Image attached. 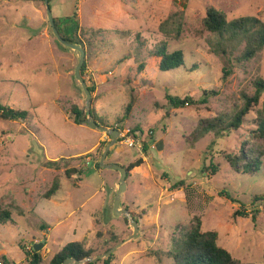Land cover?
<instances>
[{
	"label": "rangeland",
	"instance_id": "rangeland-1",
	"mask_svg": "<svg viewBox=\"0 0 264 264\" xmlns=\"http://www.w3.org/2000/svg\"><path fill=\"white\" fill-rule=\"evenodd\" d=\"M46 1L0 0V104L29 113L25 122L0 118V214H12V221L0 223L1 264H27L35 240L45 244L43 264H49L68 243L83 242L95 257L134 232L129 219L113 213L120 173L98 165L111 136L92 130L87 120L77 123L71 113L75 106L86 111L75 75L80 53L59 43ZM49 7L59 28L64 19L73 29L60 28L61 35L88 48L83 77L95 87L101 121L110 129L144 130L146 140L153 131L147 152L119 143L110 150L123 166L144 159L128 176L122 202L140 222V235L118 249L113 264H173L158 254L188 233L195 217L204 232H217L218 244L234 258L264 264V203L254 204L264 193V157L254 175L236 172L225 159L252 131L264 94L238 131L194 136L203 120L241 107L243 96L254 95L256 82L264 79V49L250 60L242 58L243 44L232 54L213 52L216 37L204 26L207 9L224 11L230 20L264 21V0H49ZM174 19L182 26L179 36ZM164 42L169 51L184 52V67L158 71L148 52ZM224 68L230 71L226 80ZM205 90L218 95L204 104ZM168 95L191 96L196 104L175 108ZM132 96L130 116L120 122ZM102 133L106 140L96 151L77 155L89 151ZM50 161L58 165L47 166ZM211 163L219 166L216 174L204 172ZM69 168L83 173L68 178ZM55 177L61 189L45 198Z\"/></svg>",
	"mask_w": 264,
	"mask_h": 264
},
{
	"label": "trees",
	"instance_id": "trees-1",
	"mask_svg": "<svg viewBox=\"0 0 264 264\" xmlns=\"http://www.w3.org/2000/svg\"><path fill=\"white\" fill-rule=\"evenodd\" d=\"M175 17L173 14L171 16ZM169 18V19H171ZM169 19L164 22L160 29L165 30V23L169 22ZM57 27L59 26L55 20ZM171 23L177 25V36L182 32V26L177 20L171 21ZM205 29L214 34L216 39L211 43L213 52L218 55H228L229 52L232 54L237 51L239 47L243 44L245 45L242 58L245 60H250L255 58L264 49V21L252 16H243L237 19L230 20L228 15L215 7H209L206 11V17L204 19ZM78 24H76V28ZM60 33L61 29L58 27ZM76 31V30H75ZM65 40L81 45L86 52L88 48L83 45L79 40H76L70 35L62 33ZM60 43V42H59ZM151 60H154L158 71L168 72L175 70L186 65V57L182 50L169 51V45L167 42L160 43L157 45L155 50H150L148 52ZM146 64L141 62L140 68L144 69ZM86 65L83 66L82 74L84 75ZM230 74L229 70L224 68L223 80L227 79ZM256 91L254 95L250 96L245 94L243 96L244 103L240 106H236L231 114L227 113L223 118H213L203 120L194 134L196 140L204 138L210 132H214L218 136H226L227 133L232 131H238L246 124L247 115L252 111L253 108L257 107L261 98L264 94V79H260L256 82ZM92 94L95 92V87H89ZM218 92L213 90L204 91V99L201 103H207L210 96H217ZM169 102L175 108L184 107L186 104H196V101L191 96L179 97L168 95ZM136 102V98L132 96L129 104L126 107L122 122L124 119L130 116L132 108ZM96 99L93 98L92 103V116L95 120L102 126H106L101 118L98 116L97 110L95 108ZM71 113L75 116L77 123H84L87 120L86 111L79 109L77 106L71 109ZM0 118L2 120H13V121H27L29 118V113L25 110L14 109L8 106H3L0 104ZM115 129V128H113ZM118 129H120L118 127ZM136 137L143 139L144 152H147L153 142V131H150V139L146 140L144 138V130H139L138 128L131 131ZM111 152L109 153V155ZM108 155V157H109ZM264 157V104L261 109L256 112V117L253 119V128L249 133L247 139L242 143L239 150L234 151L231 154H225L226 161L230 166L238 173H243L246 175H254L260 170L262 164V158ZM144 163L143 158H139L129 165L124 167L128 170V176L131 171L140 167ZM57 166L58 161H50L47 166ZM100 165V162H98ZM218 165L211 163L204 172H211L216 174L218 172ZM68 178H73L76 175H81L83 172L76 168H69L66 171ZM79 180V179H78ZM61 189V179L60 177H55L52 187L45 193V198H51ZM116 194V193H115ZM264 203V193L256 195L254 197V204ZM123 204V203H122ZM256 207V206H255ZM254 213V219L256 220L257 213ZM146 213V212H145ZM237 214L246 215V213L237 211ZM126 219V218H125ZM127 220V219H126ZM12 221V214L10 211H4L0 214V223H7ZM194 224L188 233L181 237H174L171 244V249L165 251L164 255L158 254L159 260L162 261V256L171 260L173 264H254L242 262L232 255L227 249L221 247L218 244V234L215 231L204 232L202 229V221L199 217L194 218ZM43 229H46V225H42ZM110 250V249H109ZM107 250V251H109ZM106 251V252H107ZM93 251L85 247L83 242H71L65 245L60 251L53 255L49 264H63V262L68 258H76L78 260H83L87 257L92 256ZM27 255H30L28 252ZM33 260L30 264H43L42 252H32ZM116 259V255L113 254L111 257L104 259V264H113ZM6 264L8 263L4 260ZM86 264H93L88 262Z\"/></svg>",
	"mask_w": 264,
	"mask_h": 264
},
{
	"label": "water",
	"instance_id": "water-1",
	"mask_svg": "<svg viewBox=\"0 0 264 264\" xmlns=\"http://www.w3.org/2000/svg\"><path fill=\"white\" fill-rule=\"evenodd\" d=\"M46 5H47V11H48V16L52 25V29L53 32L55 34V36L57 37L58 41L63 44L64 46L71 48L73 50H76L80 53V59H79V63L76 67V78L77 80L81 83L84 93L86 95V114H87V124L92 128V129H96L99 130L101 132H106L107 134H109L112 138L111 142L106 146L103 155L100 159V166L104 169H108V170H114V171H118L120 173V180H119V184H118V189L116 191L115 194V198H114V202H113V213L115 217H123V218H127L130 221L131 226L134 229L133 234L126 240L122 241L121 243L117 244L116 246L112 247L109 251L97 255V256H90L87 257L83 260H78L76 258H68L66 259L63 264H86L88 262H91L93 264L107 259L109 257H111L113 254H115L118 249L124 245L126 242H129L131 240H134L136 238L139 237V231H140V222L134 218L133 213L128 209V208H122V202H123V194L126 192L127 190V179H128V170L126 167H124L123 165L119 164V163H109L107 162V158L109 155V152L111 150V148L113 146H115L118 143V139H119V131L117 129H110L106 126H102L100 125L95 118L92 116V103H93V94L89 88V85L87 84L85 78L83 77L82 74V69L86 60V50L79 44H75V43H71L67 40H65L63 38V36L61 35L55 19L53 17L52 11L49 7V0L46 1ZM45 246L44 243H37L34 244V250L36 252H40L43 247Z\"/></svg>",
	"mask_w": 264,
	"mask_h": 264
},
{
	"label": "built area",
	"instance_id": "built-area-1",
	"mask_svg": "<svg viewBox=\"0 0 264 264\" xmlns=\"http://www.w3.org/2000/svg\"><path fill=\"white\" fill-rule=\"evenodd\" d=\"M118 131H119L118 143L120 145H126L129 148L140 149L141 150L140 152H142L144 150V145H143V139L142 138L136 137L135 135H133L131 133L130 130L118 129ZM34 242H35V244L40 243L39 240H35ZM33 250H34V246H30L29 247V251H28L30 253V255L27 256V260H26L27 264H30L32 262V260H33V257L31 255ZM2 264H6V263L3 262Z\"/></svg>",
	"mask_w": 264,
	"mask_h": 264
},
{
	"label": "crops",
	"instance_id": "crops-1",
	"mask_svg": "<svg viewBox=\"0 0 264 264\" xmlns=\"http://www.w3.org/2000/svg\"><path fill=\"white\" fill-rule=\"evenodd\" d=\"M62 21H64L65 22V20L64 19H62ZM62 23L61 24V29H68L69 30V32L70 33H72L73 32V29H72V32H71V28H68L67 27V25L65 24V23ZM46 31V30H45ZM45 31L43 32V34L46 36V33H45ZM80 32H81V30L79 31V34H80ZM70 73V72H69ZM66 75H67V77L69 76L68 75V72H66ZM69 77H71V76H69ZM72 78V77H71ZM94 98V97H93ZM95 105H96V103H95ZM96 108V107H95ZM97 110V109H96ZM98 113V112H97ZM99 116V115H98ZM92 129V128H91ZM92 130H94V129H92ZM94 131H98V130H94ZM34 133V132H33ZM106 140V135H103V133L101 134V135H99V138H98V141H97V143L89 150V151H86V152H83V153H79V154H77V155H84V154H87V153H89V152H94V151H96L99 147H100V145H101V143L103 142V141H105ZM114 151H111V154L109 155V157L112 155H114L115 156V153H113ZM76 155V156H77ZM109 157L107 158V159H109ZM118 158L115 156V159H114V161L112 160V161H110L109 163H119L118 161H115V160H117ZM107 162H108V160H107ZM131 164V163H130ZM118 184L119 183H116V188L114 189V192L116 193V191H117V188H118ZM127 189H128V182H127ZM124 195V194H123ZM123 199V198H122Z\"/></svg>",
	"mask_w": 264,
	"mask_h": 264
}]
</instances>
